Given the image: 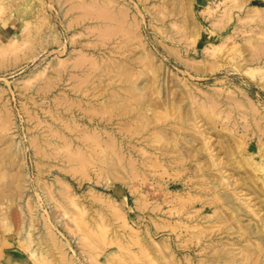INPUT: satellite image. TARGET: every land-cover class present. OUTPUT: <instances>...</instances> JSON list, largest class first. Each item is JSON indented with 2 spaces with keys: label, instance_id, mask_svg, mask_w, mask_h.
Here are the masks:
<instances>
[{
  "label": "rangeland",
  "instance_id": "1",
  "mask_svg": "<svg viewBox=\"0 0 264 264\" xmlns=\"http://www.w3.org/2000/svg\"><path fill=\"white\" fill-rule=\"evenodd\" d=\"M263 155L264 0H0V264H264Z\"/></svg>",
  "mask_w": 264,
  "mask_h": 264
},
{
  "label": "bare ground",
  "instance_id": "2",
  "mask_svg": "<svg viewBox=\"0 0 264 264\" xmlns=\"http://www.w3.org/2000/svg\"><path fill=\"white\" fill-rule=\"evenodd\" d=\"M132 97H133V96H132ZM134 97H135V96H134ZM120 100H121V99H120ZM126 100L129 101L128 98H127ZM145 118H147V117H145ZM159 149H160V148H159ZM160 153H161V152H160ZM143 154H144V153H143ZM143 154H142V155H143ZM262 157H263V158H262V161H260V162H255V161H254V162H252V163H255V164L257 165V168H258L257 170H259V171L262 173L263 177H264V155H263ZM30 240H31V239H30ZM248 255H249V254L246 255V257H245L246 259H247Z\"/></svg>",
  "mask_w": 264,
  "mask_h": 264
}]
</instances>
